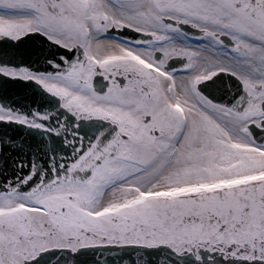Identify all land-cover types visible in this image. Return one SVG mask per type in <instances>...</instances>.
I'll list each match as a JSON object with an SVG mask.
<instances>
[{
  "label": "snow or ice",
  "instance_id": "1",
  "mask_svg": "<svg viewBox=\"0 0 264 264\" xmlns=\"http://www.w3.org/2000/svg\"><path fill=\"white\" fill-rule=\"evenodd\" d=\"M0 264H264V0H0Z\"/></svg>",
  "mask_w": 264,
  "mask_h": 264
}]
</instances>
